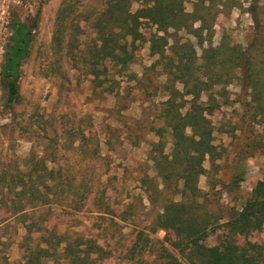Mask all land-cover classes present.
<instances>
[{"label": "trees", "instance_id": "obj_1", "mask_svg": "<svg viewBox=\"0 0 264 264\" xmlns=\"http://www.w3.org/2000/svg\"><path fill=\"white\" fill-rule=\"evenodd\" d=\"M250 1L253 26L245 45L227 36L215 45L211 40L215 18L240 6L239 0H103L91 21L96 37L82 48L80 26L74 25L68 13L70 3L62 0L58 8L53 46L58 52L65 49L74 66L78 64L76 53H80L93 87L108 80L110 70L119 75L125 72L143 41H149L150 53L157 56L167 76L168 97L162 102L161 116L170 130L171 148L164 152V128L158 127L160 139L151 147V159L161 182L147 180L150 203L159 210L150 224L135 231L122 257L125 264H264V240L242 244L237 240L264 226V179L256 181L240 209L227 211L223 223L208 211L198 187L199 176L206 174L211 180L223 156L213 142L211 117L228 101L226 87L235 80L245 90L238 119L249 134L245 150L247 154L258 150L264 156V0ZM134 2L139 3L136 9L131 7ZM187 2L192 4L190 11ZM38 18L39 10L30 23L12 17L8 24L11 34L0 66V87L11 111L21 102V67L29 55ZM144 24L153 30L144 33ZM179 31L195 38V43L190 37L182 39ZM176 82L182 84L183 92ZM203 92L205 101L200 99ZM184 95L191 98L182 112ZM231 124L234 132L238 125ZM245 158L238 159L239 167L231 177L235 187L244 179ZM206 159L209 169L204 166ZM48 162L58 164L55 158L31 148L25 156L5 158L0 168V224L13 220L24 228L26 241L35 240L28 244L20 264H47L48 260L53 264H107L104 260L112 255L104 253L92 237L59 233L46 225L47 207L73 202L83 184L81 173L69 175L49 167ZM210 185L215 183L210 181ZM220 228L218 244L206 245L207 235ZM159 229L166 231L163 239L151 236ZM0 264H9L4 254H0Z\"/></svg>", "mask_w": 264, "mask_h": 264}, {"label": "rangeland", "instance_id": "obj_2", "mask_svg": "<svg viewBox=\"0 0 264 264\" xmlns=\"http://www.w3.org/2000/svg\"><path fill=\"white\" fill-rule=\"evenodd\" d=\"M66 1L70 3L68 13L74 17V25L80 26L82 48L96 37L91 21L103 0ZM239 1L240 6L215 18L211 37L214 45L222 36L245 45L253 26L251 1ZM61 2L0 0V66L11 34L10 19L18 17L30 23L39 10L29 55L21 67V102L13 105L14 111L6 105L0 87V168L5 158L14 154L25 156L32 148L39 155L57 160L58 164L48 162L49 167L61 168L69 175L81 173L83 184L79 194L71 203L50 204L46 225L59 233L77 232L92 237L103 246L104 253L112 255L104 260L107 264H125L122 257L135 231L150 224L159 210L158 206L152 208L147 180L161 182L151 159V147L160 139L156 133L158 127L164 128V152L169 153L171 148L170 130L161 116L162 102L168 97V80L162 63L150 53L149 41H143L125 72L119 75L110 70L108 80L93 87L80 53H76L78 64L74 66L65 49L58 52L53 46L52 35ZM131 7L136 9L139 3L134 2ZM185 7L190 11L192 4L187 2ZM152 30L146 24L142 26L144 33ZM178 35L196 41L184 31ZM196 50L200 55L197 45ZM175 86L184 91L180 82ZM226 91L228 101L211 117L213 142L223 151V156L217 160L218 167L211 172V180L206 174L198 178L206 208L219 223L224 222L230 208L240 209L256 181L264 179V156L258 150L247 154L249 134L238 120L242 111L239 101L245 97V90L235 80ZM190 98L183 96L182 112ZM200 99L205 101L206 93ZM231 123L238 125L234 132ZM243 156L245 176L235 187L231 177ZM204 166L210 168L207 159ZM210 181L215 183L214 187ZM222 233L221 228L211 231L203 242L216 245ZM165 234L164 229H159L151 236L163 239ZM24 235V228L13 220L0 224V254L5 255L9 264H20L28 244L35 241H26ZM237 240L241 244L247 240L263 241L264 226ZM47 264L53 263L48 260Z\"/></svg>", "mask_w": 264, "mask_h": 264}]
</instances>
